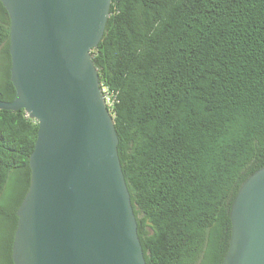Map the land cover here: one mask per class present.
Listing matches in <instances>:
<instances>
[{"label": "trees", "instance_id": "1", "mask_svg": "<svg viewBox=\"0 0 264 264\" xmlns=\"http://www.w3.org/2000/svg\"><path fill=\"white\" fill-rule=\"evenodd\" d=\"M9 26L0 1L3 101ZM91 57L145 263L221 264L236 192L264 167V0H111ZM37 130L24 109H0V264H14Z\"/></svg>", "mask_w": 264, "mask_h": 264}, {"label": "water", "instance_id": "2", "mask_svg": "<svg viewBox=\"0 0 264 264\" xmlns=\"http://www.w3.org/2000/svg\"><path fill=\"white\" fill-rule=\"evenodd\" d=\"M10 20L11 101L38 123L17 208L14 264H146L118 137L91 49L111 0H0ZM221 264H264V167L239 186Z\"/></svg>", "mask_w": 264, "mask_h": 264}, {"label": "built area", "instance_id": "3", "mask_svg": "<svg viewBox=\"0 0 264 264\" xmlns=\"http://www.w3.org/2000/svg\"><path fill=\"white\" fill-rule=\"evenodd\" d=\"M103 91H104V92H103ZM102 94H103V97H104L105 104H106V106H107V108H108L109 106L112 105L113 100L111 99V96H110V94L108 93V91H107L106 88H104V89L102 90Z\"/></svg>", "mask_w": 264, "mask_h": 264}]
</instances>
